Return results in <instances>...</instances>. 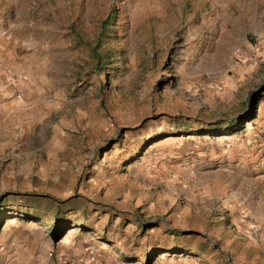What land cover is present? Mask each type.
Masks as SVG:
<instances>
[{"label": "rangeland", "instance_id": "rangeland-1", "mask_svg": "<svg viewBox=\"0 0 264 264\" xmlns=\"http://www.w3.org/2000/svg\"><path fill=\"white\" fill-rule=\"evenodd\" d=\"M0 264H264V0H0Z\"/></svg>", "mask_w": 264, "mask_h": 264}, {"label": "crops", "instance_id": "crops-1", "mask_svg": "<svg viewBox=\"0 0 264 264\" xmlns=\"http://www.w3.org/2000/svg\"><path fill=\"white\" fill-rule=\"evenodd\" d=\"M2 92H0V117L4 114L5 111H14V104L11 105L10 101H5Z\"/></svg>", "mask_w": 264, "mask_h": 264}]
</instances>
